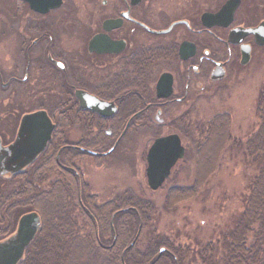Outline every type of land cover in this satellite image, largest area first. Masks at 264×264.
Here are the masks:
<instances>
[{
  "label": "flooded vegetation",
  "instance_id": "af4514ba",
  "mask_svg": "<svg viewBox=\"0 0 264 264\" xmlns=\"http://www.w3.org/2000/svg\"><path fill=\"white\" fill-rule=\"evenodd\" d=\"M225 1L210 7L201 0H82L80 6L61 0L56 7L38 5L46 8L40 11L25 0H0V156L26 158H11L16 141L36 139L22 129L26 115L44 112L52 125L45 146L28 164L0 175V242L14 235L22 215L37 212L36 194L55 192L57 180L65 178L64 192L78 196L74 214L88 211L80 196L89 189L90 168L115 169L131 161L136 171L135 148L141 144L146 180L149 148L156 139L176 135L182 157L158 189L146 182L150 192L163 187L184 160L186 139L195 131L189 115L201 95L244 68L254 49L264 48L252 34L235 32L264 21V4H249L238 17L239 0L227 25L202 20ZM246 50L249 59L242 64ZM175 187L184 186L166 189ZM207 243L217 259L222 240ZM163 249L155 259L164 252L172 257Z\"/></svg>",
  "mask_w": 264,
  "mask_h": 264
},
{
  "label": "trees",
  "instance_id": "16d2710c",
  "mask_svg": "<svg viewBox=\"0 0 264 264\" xmlns=\"http://www.w3.org/2000/svg\"><path fill=\"white\" fill-rule=\"evenodd\" d=\"M255 115L256 130L237 145L257 173L250 181L242 211L222 236V254L217 259L214 260V249L208 243L200 248H185L156 233L151 228L155 205L133 194L97 204L95 196L82 193L88 211L79 209L74 214L78 196L64 192L63 178L56 181L55 192L36 194L41 224L19 264H184L186 257L191 258V264H264V80L257 94ZM229 123L226 113L215 114L207 121L201 131L202 139L195 145L196 173L189 185L166 189L164 210L172 211L205 187L217 168L220 153L230 141ZM78 217L88 222L87 236L81 235ZM163 247L172 257L164 252L155 259Z\"/></svg>",
  "mask_w": 264,
  "mask_h": 264
},
{
  "label": "rangeland",
  "instance_id": "374dc122",
  "mask_svg": "<svg viewBox=\"0 0 264 264\" xmlns=\"http://www.w3.org/2000/svg\"><path fill=\"white\" fill-rule=\"evenodd\" d=\"M77 1L80 6L82 0ZM158 1L162 4H180L185 0ZM203 1L214 7L224 0H201ZM254 2L264 4V0H242L237 16L246 14L247 7ZM263 80L264 48H256L250 62L237 74L231 75L220 86L201 95L195 112L189 115V122L195 131L192 130L190 137L186 139L184 160L177 165L169 180L158 191L150 192L147 188L143 166L141 168L139 165V157L145 148L140 144L135 148L136 171L130 169L133 166L131 161V165L121 163L120 167L115 169L102 166L90 168L85 175L89 183V189L85 187V193L95 196L97 204H101L115 196L125 195L124 191L130 189L133 195L149 200L155 205V213L151 219L154 226L151 228H155L156 233L168 237L174 244L185 248H200L209 241L222 240L223 234L232 228L237 215L242 211L249 193L250 181L257 173L256 167L242 153L237 142H244L257 128L255 104ZM220 113H226L230 118V141L225 144L219 155L217 168L195 197L178 203L172 211L164 210L166 188L172 184L185 186L191 183L196 173L195 145L201 141V131L205 130L207 121ZM132 156L134 159L133 154ZM129 158L131 160L132 157ZM80 197L82 199V194ZM76 223L80 226L81 235L87 236V220L78 217ZM143 241L145 242V237ZM142 248L143 245L140 244L139 249ZM190 261L191 258L186 257L184 264H191Z\"/></svg>",
  "mask_w": 264,
  "mask_h": 264
},
{
  "label": "water",
  "instance_id": "95a60500",
  "mask_svg": "<svg viewBox=\"0 0 264 264\" xmlns=\"http://www.w3.org/2000/svg\"><path fill=\"white\" fill-rule=\"evenodd\" d=\"M31 9L44 11L38 5L43 4L47 7H56L61 0H25ZM48 1V2H47ZM239 4V0H226L220 9L214 13L202 14V20L210 23L227 25L232 20V15ZM241 36L252 34L257 44L264 45V21L255 28L235 30ZM249 59V51L246 50L242 54L241 63L245 64ZM52 125L44 112H36V114L26 115L22 120V129L36 133V139L25 144L23 141H16L11 148V158L19 159L21 155L26 158L20 161H5L0 156V175L9 172H15L24 165L28 164L33 155H36L43 149L46 141L49 139ZM34 139V138H33ZM36 142V143H35ZM25 146L24 153L20 151ZM183 155V147L180 145L176 135H169L156 139L149 148L147 154L146 182L151 190L158 189L164 179L168 176L172 165ZM4 163L6 166H4ZM40 225V216L36 212H30L22 215L19 219L16 232L6 241L0 242V264H17L21 259L24 249L33 239ZM132 243V242H131ZM130 243V245H131ZM129 245V246H130ZM164 249L161 248L159 252Z\"/></svg>",
  "mask_w": 264,
  "mask_h": 264
}]
</instances>
